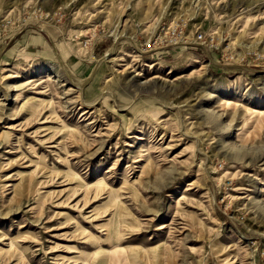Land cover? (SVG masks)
I'll list each match as a JSON object with an SVG mask.
<instances>
[{
	"label": "rangeland",
	"instance_id": "rangeland-1",
	"mask_svg": "<svg viewBox=\"0 0 264 264\" xmlns=\"http://www.w3.org/2000/svg\"><path fill=\"white\" fill-rule=\"evenodd\" d=\"M231 1L0 0V264H264V0Z\"/></svg>",
	"mask_w": 264,
	"mask_h": 264
},
{
	"label": "built area",
	"instance_id": "built-area-1",
	"mask_svg": "<svg viewBox=\"0 0 264 264\" xmlns=\"http://www.w3.org/2000/svg\"><path fill=\"white\" fill-rule=\"evenodd\" d=\"M186 28L187 23H184L183 21H177L170 24L166 30L159 33L158 37L154 40L153 45H162L165 44V42L168 43V45L178 44L185 37ZM215 39L216 37L214 33L206 35L203 32H198L196 37V41L206 47L213 46L215 44Z\"/></svg>",
	"mask_w": 264,
	"mask_h": 264
},
{
	"label": "bare ground",
	"instance_id": "bare-ground-1",
	"mask_svg": "<svg viewBox=\"0 0 264 264\" xmlns=\"http://www.w3.org/2000/svg\"><path fill=\"white\" fill-rule=\"evenodd\" d=\"M237 1H240V3L244 4V2H246V5H251L253 4L254 2H252L251 0H247V1H244V0H232V5L236 4ZM256 7V6H255Z\"/></svg>",
	"mask_w": 264,
	"mask_h": 264
},
{
	"label": "crops",
	"instance_id": "crops-1",
	"mask_svg": "<svg viewBox=\"0 0 264 264\" xmlns=\"http://www.w3.org/2000/svg\"><path fill=\"white\" fill-rule=\"evenodd\" d=\"M42 37H40V39H41Z\"/></svg>",
	"mask_w": 264,
	"mask_h": 264
}]
</instances>
